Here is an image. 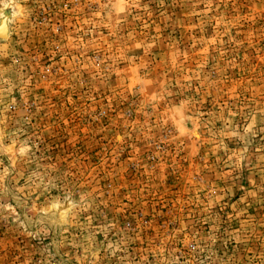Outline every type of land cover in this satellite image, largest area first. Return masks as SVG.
Here are the masks:
<instances>
[{"label":"rangeland","instance_id":"rangeland-1","mask_svg":"<svg viewBox=\"0 0 264 264\" xmlns=\"http://www.w3.org/2000/svg\"><path fill=\"white\" fill-rule=\"evenodd\" d=\"M0 264H264V0H0Z\"/></svg>","mask_w":264,"mask_h":264},{"label":"bare ground","instance_id":"bare-ground-1","mask_svg":"<svg viewBox=\"0 0 264 264\" xmlns=\"http://www.w3.org/2000/svg\"><path fill=\"white\" fill-rule=\"evenodd\" d=\"M6 35H7V31H6V28H5V24H1L0 25V37L3 38H6Z\"/></svg>","mask_w":264,"mask_h":264},{"label":"water","instance_id":"water-1","mask_svg":"<svg viewBox=\"0 0 264 264\" xmlns=\"http://www.w3.org/2000/svg\"><path fill=\"white\" fill-rule=\"evenodd\" d=\"M0 38H2V37H0Z\"/></svg>","mask_w":264,"mask_h":264}]
</instances>
